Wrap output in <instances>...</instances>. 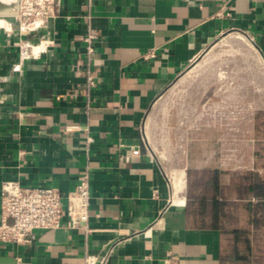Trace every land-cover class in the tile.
Returning <instances> with one entry per match:
<instances>
[{
	"label": "crops",
	"instance_id": "0c3cea01",
	"mask_svg": "<svg viewBox=\"0 0 264 264\" xmlns=\"http://www.w3.org/2000/svg\"><path fill=\"white\" fill-rule=\"evenodd\" d=\"M0 1L10 22L0 26V209L5 180L56 186L65 205L88 173L91 192L89 232L64 214L30 244L0 240V264H84L86 254L99 264L110 249L105 264H258L264 176L229 197L219 126L205 119L179 140L160 115L169 87L228 32L250 38L264 69V0H62L39 31L19 27L15 0ZM243 96L237 85L226 95L236 107ZM230 203L246 224H232Z\"/></svg>",
	"mask_w": 264,
	"mask_h": 264
},
{
	"label": "rangeland",
	"instance_id": "374dc122",
	"mask_svg": "<svg viewBox=\"0 0 264 264\" xmlns=\"http://www.w3.org/2000/svg\"><path fill=\"white\" fill-rule=\"evenodd\" d=\"M250 41L246 34L237 31L223 35L203 55V64L187 70L161 100L164 112L160 115V126L169 137L174 133L175 138L181 140L189 125H200L205 119L222 130L220 166L226 193L231 198L236 197V188L240 185L247 195L246 184L251 175L264 176V69ZM211 85L212 90L220 88L221 93L211 97ZM236 85L243 88L244 93L237 107L235 100L226 97L229 89ZM216 102L222 103L223 109L208 108ZM229 207L233 213L232 224L248 222L244 207L234 203ZM251 233L255 254L260 258L258 264H264V228L253 229Z\"/></svg>",
	"mask_w": 264,
	"mask_h": 264
},
{
	"label": "built area",
	"instance_id": "2783aa9c",
	"mask_svg": "<svg viewBox=\"0 0 264 264\" xmlns=\"http://www.w3.org/2000/svg\"><path fill=\"white\" fill-rule=\"evenodd\" d=\"M61 1L16 0L14 20L22 29L39 31L47 27L48 22L58 15ZM95 38V33L88 29L84 40L89 58L94 52ZM87 81L89 85L96 83L90 68L87 70ZM77 127L67 126V129L73 130ZM91 141L92 137L88 136L87 142ZM132 152L138 154L139 149L135 148ZM63 197L62 191L56 186L23 185L16 180H5L1 191L0 240L4 243L18 245L30 244L36 238V230L63 226L64 214L68 216L67 226L69 228L89 232L91 230L89 226L91 198L89 174L84 173L79 176L74 189L67 193L65 205ZM110 252L111 249L101 257L99 264L107 262ZM98 259L95 254H86L84 264H97Z\"/></svg>",
	"mask_w": 264,
	"mask_h": 264
},
{
	"label": "bare ground",
	"instance_id": "6f19581e",
	"mask_svg": "<svg viewBox=\"0 0 264 264\" xmlns=\"http://www.w3.org/2000/svg\"><path fill=\"white\" fill-rule=\"evenodd\" d=\"M15 2H16V0H15ZM15 2H14V3H15ZM0 4H1V1H0ZM12 14H13V13H12ZM1 25H5V26H8V27H9V26H10V22L7 21L5 18L0 17V26H1ZM23 30L26 31L27 29H23ZM250 42H251V41H250ZM47 43H48V42H47ZM251 43H252V42H251ZM41 46H42V45H36L35 49L38 50L39 48H41ZM45 46H46V45H45ZM45 46H44V47H45ZM44 47H43V48H44Z\"/></svg>",
	"mask_w": 264,
	"mask_h": 264
}]
</instances>
